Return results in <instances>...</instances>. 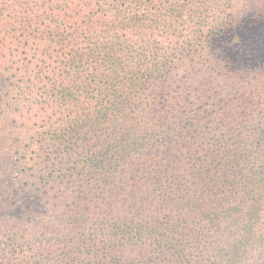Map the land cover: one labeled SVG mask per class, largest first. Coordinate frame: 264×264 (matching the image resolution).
<instances>
[{
	"label": "trees",
	"instance_id": "1",
	"mask_svg": "<svg viewBox=\"0 0 264 264\" xmlns=\"http://www.w3.org/2000/svg\"><path fill=\"white\" fill-rule=\"evenodd\" d=\"M236 1L0 0V264H264Z\"/></svg>",
	"mask_w": 264,
	"mask_h": 264
},
{
	"label": "rangeland",
	"instance_id": "2",
	"mask_svg": "<svg viewBox=\"0 0 264 264\" xmlns=\"http://www.w3.org/2000/svg\"><path fill=\"white\" fill-rule=\"evenodd\" d=\"M236 3L250 10V14L245 16L257 27L248 42L241 43L240 55L237 54L236 65L241 71L248 70L238 83V112L241 115L252 110L255 116H261L264 112V70L261 71L264 69V15L257 10L264 6V0H238Z\"/></svg>",
	"mask_w": 264,
	"mask_h": 264
}]
</instances>
